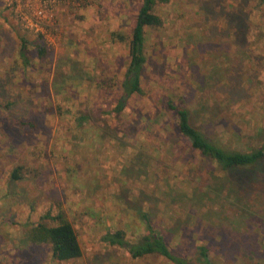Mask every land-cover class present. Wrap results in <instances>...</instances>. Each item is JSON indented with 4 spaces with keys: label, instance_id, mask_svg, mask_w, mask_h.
<instances>
[{
    "label": "rangeland",
    "instance_id": "rangeland-1",
    "mask_svg": "<svg viewBox=\"0 0 264 264\" xmlns=\"http://www.w3.org/2000/svg\"><path fill=\"white\" fill-rule=\"evenodd\" d=\"M63 2L49 8L39 0H24L25 20L16 3L0 0V101H16L12 110L17 117L38 124L31 133L21 131L8 125L7 113L0 111V264H171L158 257L134 260L127 250L101 241L96 219L84 213L101 209L110 214L122 202L130 211L145 208L164 231L178 228L177 236H167L177 255L195 261L198 247L206 245L218 264H264V173H235L224 191H211L218 177L205 172L209 163L173 130L174 119L168 117L159 127L154 123L165 95L182 94L189 102L193 80L222 78L238 94L230 92L233 98L221 85L204 86L193 106L198 123L207 111L209 118L222 119L207 127L215 139L240 150L264 143V0L160 3L155 12L164 25L147 30V94L130 98L118 118L109 113L122 97L130 56L128 43L115 41L113 33L130 39L143 0ZM40 7L45 15L35 18ZM20 35L31 43L32 63L25 68L19 59ZM37 44L49 49L46 59L38 56ZM86 113L110 134L95 140L92 125L87 136L76 138L74 115ZM166 125L171 131L164 130ZM143 132L155 137L150 148L168 182L161 179L155 185L135 171L125 173L134 154L111 137L144 139ZM18 167L21 179L16 181L12 175ZM136 179L146 184H136ZM232 181L241 191H228ZM197 185L212 189L193 191ZM59 210L78 232L81 259L58 262L49 245L25 242L28 226ZM131 221L117 222L131 228L129 239L136 241L140 234Z\"/></svg>",
    "mask_w": 264,
    "mask_h": 264
},
{
    "label": "trees",
    "instance_id": "trees-1",
    "mask_svg": "<svg viewBox=\"0 0 264 264\" xmlns=\"http://www.w3.org/2000/svg\"><path fill=\"white\" fill-rule=\"evenodd\" d=\"M168 1L169 0H143L137 24L130 39L121 32L113 33L115 41L128 43L130 62L127 69L124 71L123 81L120 85V90L123 93L122 97L118 100L115 108L112 109L113 111H110L109 115H114L118 118L123 112H125L130 98L133 96H146L147 93L143 87V71L148 62L146 53L147 30L163 27L164 21L162 17L156 14L155 9L160 3H167ZM240 19L241 18L237 20L238 23L240 22ZM235 27L239 29L237 30L238 34L241 33V25H235ZM237 39L238 35L236 36V40ZM20 41L21 48L19 59L22 61L23 68L29 67L32 63L29 55L31 43L26 37H24V35H20ZM35 49L40 58L46 59L50 54L49 49L42 44H37ZM66 81L67 80H65V83ZM193 81L194 85L192 86L191 84V86H189L190 91L188 95L190 96V101L188 102L185 100L186 97L182 94L178 97L175 92L165 95L166 98H162L159 103L160 112L154 123L159 127L162 122L168 123L166 122V119H169L168 117L174 119L172 120L171 118L172 123L174 124V126L172 125L173 130L190 144L191 152H196L206 163H209V168L205 172L210 177H213V179L218 177L216 181H219V183L214 187L215 190L211 191H224L226 186L225 183L228 181L230 182L235 173L249 170L264 173V143L257 147H245L244 150H240L239 148L230 147L225 141L215 139L208 134L209 131L207 127L210 125H216V123L219 125L222 119L220 120V117L218 116L209 118L210 113L207 111H204V115L200 121L201 124L198 123L197 112L193 107L198 106L195 98L200 95H196V93L200 90L205 91L204 86H207L206 88H212L214 84L217 86L216 88H220L221 85L226 92L225 94H228L229 96L232 95L231 97L234 98L233 94H238L234 85L231 82L224 81L222 78L217 80L210 78L202 83L196 80ZM16 105V101H7V103L0 101V111L7 113L8 119L6 122L8 125L21 131L31 133L32 130L37 128L38 124L33 119L23 120L22 118L17 117L12 110ZM215 117L216 119H214ZM92 118L93 117L88 113L74 115L75 124L78 130H74L72 134H74L76 138L87 136V134L90 133V127L92 125L95 126L93 133L94 138L96 137L95 140L102 139L110 134L108 131L109 129L97 126L94 121H91ZM224 118H228V116H224L223 119ZM225 126H228V124ZM164 128L166 132L171 131V125H166ZM144 135V139L139 135L138 137H130L129 139L128 137H120L117 133L111 137V139L117 142V145L131 149L134 154V163L133 160H130V167H125V173L130 172V170L135 171L137 176L140 174L146 176L147 179L151 178L155 185L157 182H160L159 180L161 179H165L164 182H168L169 177L165 174L166 170H160V167H158L156 162V152L154 149L151 150L150 148V145L155 142V137H149L151 135L146 133H144ZM169 136L170 138H173V135L169 134ZM156 137L158 138V135ZM21 171L22 167H18L13 171V180L18 181L21 179ZM193 171L196 172V170ZM160 172H164V174H161ZM201 172H204V170ZM219 179L224 181L220 182ZM137 183L142 185L146 184V182H140L139 179H136V184ZM231 184L232 185L228 191H241L238 183L232 181ZM210 189H212V187L197 185L193 191H209ZM141 191H143V189H141ZM167 191L174 190L167 186ZM126 192L128 191H124L123 193ZM123 200L129 201L130 199L125 197ZM122 204V206L119 205L117 210L110 214H107L101 209L84 213L90 219H96H94L96 226H99L103 231L101 236V241L103 243L112 247L127 250L131 258L134 260H148L153 257H158L171 264H218L210 257L209 249L206 245L198 247V255L195 261L191 260L188 256L177 255L171 250L167 236H177L176 231L178 228H174L171 231H164L162 226L155 225V221L151 219L154 215L145 210V208L133 207V210L130 211L128 210L129 206H124L126 203L122 202ZM67 216L68 214L63 210H59L55 215L52 214V212L43 215L41 217V222L28 226L25 242L49 245L53 259L58 262H68L81 259L84 254L83 247L74 224ZM125 218L132 220L131 223H134L137 233L140 234L136 241L129 239L128 235L132 232L131 228L124 227L117 222L120 219L125 220ZM96 229L97 227L95 230Z\"/></svg>",
    "mask_w": 264,
    "mask_h": 264
},
{
    "label": "built area",
    "instance_id": "built-area-1",
    "mask_svg": "<svg viewBox=\"0 0 264 264\" xmlns=\"http://www.w3.org/2000/svg\"><path fill=\"white\" fill-rule=\"evenodd\" d=\"M7 1H10L14 6L16 3V5L18 6V10L16 11L17 13L20 14L21 18L25 19V20H28L29 19V15H26V13L23 11V9H21V4L23 3L24 0H6ZM28 4L36 1V0H25ZM39 1H42V3L44 4L45 7H49V8H54L56 6H59L61 5L62 3H65L63 1L65 0H39ZM29 7V5H28ZM29 14V13H28ZM45 15V11L40 7V8H37L34 12V16L35 18L38 17V18H41ZM22 19V20H23ZM32 26H34L32 24Z\"/></svg>",
    "mask_w": 264,
    "mask_h": 264
}]
</instances>
